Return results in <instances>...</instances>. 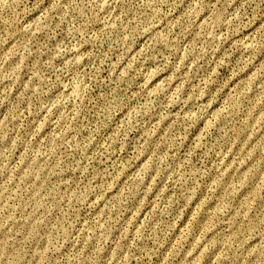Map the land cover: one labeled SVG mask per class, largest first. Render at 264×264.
<instances>
[{
  "label": "rangeland",
  "instance_id": "rangeland-1",
  "mask_svg": "<svg viewBox=\"0 0 264 264\" xmlns=\"http://www.w3.org/2000/svg\"><path fill=\"white\" fill-rule=\"evenodd\" d=\"M0 264H264V0H0Z\"/></svg>",
  "mask_w": 264,
  "mask_h": 264
}]
</instances>
